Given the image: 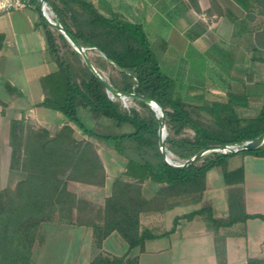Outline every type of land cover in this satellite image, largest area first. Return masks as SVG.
Masks as SVG:
<instances>
[{
  "label": "trees",
  "instance_id": "1",
  "mask_svg": "<svg viewBox=\"0 0 264 264\" xmlns=\"http://www.w3.org/2000/svg\"><path fill=\"white\" fill-rule=\"evenodd\" d=\"M46 1L55 12V19L81 43L96 70L114 88L120 92L147 96L164 107L168 130L166 148L174 156L173 162L176 159L185 161L209 145L236 144L264 133V93L261 94L260 89L246 93L230 92L229 80H223L222 86L216 89L224 95L209 93L200 84L177 98L171 93L172 78L163 69L140 23L106 18L93 3L84 0ZM260 5L264 12V2ZM243 6L249 7L246 4ZM42 29L47 51L56 69L41 79L45 98L39 106L63 113L89 138L111 145L126 159L124 175L130 180L116 177L111 195L105 199L103 208L97 209L89 201L78 199L67 188L68 180L104 184L105 168L94 142L78 138L70 124L51 134L24 117L12 119L10 167L21 170L24 177L14 188L0 190V264H33V245L44 241V236L40 234L41 225L53 220L61 224L76 222L92 227L98 252L88 264H138L137 256H115L102 252L103 240L117 231L130 248L139 246L143 249L145 240L156 235L148 229H141V213L165 211L182 205L169 199L175 194L197 192L190 203L199 202L205 187V174L215 166L222 167L228 183H233L230 179L233 175L237 176L236 182H243V167L233 171L226 168L227 159L233 154L264 157L263 142L254 150L233 154L211 151L183 168L172 167L163 159L158 144L157 112L148 103L131 97L127 99L136 102L140 108H126L119 95L111 97L103 83L83 62L81 54L58 29L44 20ZM59 42L72 47L69 56L60 53ZM90 50L97 56L91 57ZM253 57L264 62V52L259 48L255 49ZM109 69L116 70L118 75L109 72L105 76L104 71ZM258 85L264 87L263 83ZM6 88L20 93L9 84ZM197 89L202 92L192 93ZM251 98L260 100L258 113L255 117L241 118L238 108L250 105ZM188 99L201 104H190ZM80 106L89 108L97 118L112 120L117 127L130 125L132 131L90 129L77 116ZM190 106L208 112L213 124H203L194 117ZM186 129H192L194 135L182 136ZM146 180L161 185L150 199L142 195V184ZM228 199L229 216L226 219L216 218L209 207H201L174 220L176 226L179 219L190 220L196 215L201 216L214 235L219 264H226L225 236L220 233V228L248 218L264 219V215L245 211L242 188L230 189ZM74 211H77L76 219ZM245 264H264V259L249 258Z\"/></svg>",
  "mask_w": 264,
  "mask_h": 264
},
{
  "label": "crops",
  "instance_id": "2",
  "mask_svg": "<svg viewBox=\"0 0 264 264\" xmlns=\"http://www.w3.org/2000/svg\"><path fill=\"white\" fill-rule=\"evenodd\" d=\"M84 1L93 3L106 18L140 23L160 62H188L190 59L217 64L226 62L228 57L222 46L226 36L254 35L249 29L250 20L257 11L264 15L260 5L264 0ZM42 26L39 5L0 12V190L14 188L24 177L22 171L10 167L12 119L24 117L55 131L68 123L77 131V125L63 113L39 106L45 98L41 79L55 70ZM247 39L248 50L254 59L255 49L261 48L253 38ZM234 47L229 55L232 62L246 61L248 57H243L241 47ZM229 75L231 83L235 78L231 73ZM7 84L20 93L8 90ZM80 110L86 114V121L79 116ZM87 110L91 113L89 108L78 107L77 116L92 129L100 118L92 113L89 117ZM238 156L239 160L233 165L228 158L226 168L233 171L243 167V182H236L237 176L233 175L230 176L233 183H228L222 167H212L205 174V187L199 202L140 214L141 229L156 235L145 240L143 249L139 246L130 248L125 239L113 231L103 240L101 251L115 256H137L138 264H219L214 235L201 216L179 219L176 226L174 220L201 207H209L216 218L226 219L229 216V191L236 187L243 189L245 211L264 215V157L242 153ZM101 160L106 173L103 185L67 181V188L78 199L89 201L97 209L103 208L105 199L111 195L116 177L130 180L124 175L125 160L121 157L110 154ZM160 186L146 180L142 184V195L150 199ZM76 217L77 211H74V219ZM220 233L225 236L226 264H245L249 258L264 259V219L255 217L238 221L221 227ZM40 234L44 241L33 245V264H88L98 252L89 224L46 221L41 225Z\"/></svg>",
  "mask_w": 264,
  "mask_h": 264
},
{
  "label": "rangeland",
  "instance_id": "3",
  "mask_svg": "<svg viewBox=\"0 0 264 264\" xmlns=\"http://www.w3.org/2000/svg\"><path fill=\"white\" fill-rule=\"evenodd\" d=\"M34 4L38 6V0L34 1ZM48 13L52 19H55V12L49 8ZM44 20V19H43ZM45 21V20H44ZM250 26L249 29H251L255 34L248 36L243 35L239 37H231L226 36L225 41L223 42L222 46H224V54L228 59H226V62H197L195 60H188V62H161L163 69L169 73L170 77L172 78V94L180 98L182 97L189 89L200 85L202 89L209 90V93L212 94H219L224 95L223 92H218L214 90L213 88H220L222 86L223 80H229L230 79V73L234 76L235 80H232V82L229 84L228 91L235 92V93H246L249 90H259L261 94L264 93V87H259V83L264 84V62L255 60L252 58V54L248 50L249 45V39L245 40L247 37L253 38L252 40L262 49L264 52V15L260 12H255L253 15V18L250 20ZM226 25H228V20L226 19ZM240 46L241 47V53L243 54V57L247 56L246 61L244 62H232L233 59L230 58V53L232 52L234 46ZM60 47V53L66 56H69V52L71 50L70 47L65 46L62 42H59ZM234 52H237L234 50ZM97 53L94 51L89 52V55L91 57H95ZM232 54V53H231ZM54 65V64H53ZM56 69V65L54 67ZM109 72L113 73L114 75H118V72L114 69H109L107 71H104V75L107 76ZM216 73H220L219 75H216ZM189 92V91H188ZM202 90L197 89L195 91H192L194 94L201 93ZM128 104L131 106H136L138 109L140 108L136 102L132 100L127 101ZM187 102L190 104H194L196 106H199L201 103L196 102L195 100L188 99ZM260 105V100L258 98H251L250 105L245 107H239L238 113L241 118H248V117H255L258 113V108ZM195 108V107H194ZM189 110H192L194 112L193 116L196 118H199V120L203 124H213V118L210 116V114L203 110H196L193 109V106L189 107ZM87 114H89V117L92 115L88 110ZM85 113L83 110H80L79 116L82 120L86 121ZM37 128L47 129L46 127L39 125L37 122L32 121L31 119L27 120ZM68 124V123H66ZM65 125V124H63ZM62 125V126H63ZM61 126V127H62ZM60 127V128H61ZM59 128V129H60ZM77 131L75 130L76 136L78 138H85L90 139L94 142V144L97 147V151L101 157V159L104 157L106 158L111 154V156H119L123 160L124 157L120 156L114 148L105 142H99L95 139L89 138L87 135L83 134L82 131L79 130L78 127ZM59 129L56 131L53 129H47L51 134H55ZM93 129L102 131V132H129L132 131V127L130 125H123L121 127H117L115 125V122L112 120L101 117L98 119V121L93 126ZM168 134V130H167ZM194 135V131L192 129H186L184 131V134L182 136H190L192 137ZM107 145H105V144ZM239 154V153H238ZM238 154H233L229 157V163L230 165H233L234 163H237L239 160ZM170 157L173 158L174 156L169 153ZM177 163H182V160L176 159ZM21 172V170H19ZM197 192H191L188 195L184 194H175L170 196V200L172 202H181L182 204H189L190 201L197 196Z\"/></svg>",
  "mask_w": 264,
  "mask_h": 264
},
{
  "label": "water",
  "instance_id": "4",
  "mask_svg": "<svg viewBox=\"0 0 264 264\" xmlns=\"http://www.w3.org/2000/svg\"><path fill=\"white\" fill-rule=\"evenodd\" d=\"M47 4L46 0H38L39 9L43 15V18L46 23L51 25L52 27L58 29L65 38L70 42V44L81 54L83 62L87 65V67L99 78V80L105 86L107 92L110 95H119L121 97H131L138 98L146 103H148L151 108L157 112L158 120H159V128H158V144L160 147V151L162 153L163 159L169 163L174 168H183L188 164L195 162L201 156L207 154L208 152H224V153H237L241 151H250L258 148L264 142V133L260 136L245 142H240L236 144H213L209 145L200 151H198L194 156L188 158L182 163L173 162L166 148V137H167V128H166V115L164 107L157 101L150 99L147 96L135 93V92H120L116 88H114L103 76L99 74L94 65L92 64L88 54L85 51V48L77 41V39L65 29V27L61 24L58 19H52L48 14L45 13V5ZM235 148H234V147Z\"/></svg>",
  "mask_w": 264,
  "mask_h": 264
},
{
  "label": "built area",
  "instance_id": "5",
  "mask_svg": "<svg viewBox=\"0 0 264 264\" xmlns=\"http://www.w3.org/2000/svg\"><path fill=\"white\" fill-rule=\"evenodd\" d=\"M34 4L33 0H0V12H9L14 10H22L29 8ZM50 8L49 4L45 5V13L49 15L48 9ZM50 16V15H49ZM113 97V95H111ZM121 101L126 108H129L128 100L126 97H121ZM234 147V146H233ZM235 148V147H234Z\"/></svg>",
  "mask_w": 264,
  "mask_h": 264
}]
</instances>
